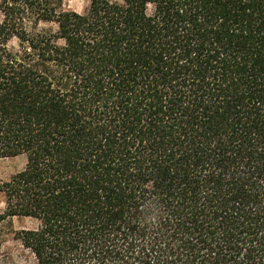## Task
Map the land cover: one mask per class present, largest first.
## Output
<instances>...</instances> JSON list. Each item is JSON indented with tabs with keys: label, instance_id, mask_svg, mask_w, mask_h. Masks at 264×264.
Segmentation results:
<instances>
[{
	"label": "trees",
	"instance_id": "1",
	"mask_svg": "<svg viewBox=\"0 0 264 264\" xmlns=\"http://www.w3.org/2000/svg\"><path fill=\"white\" fill-rule=\"evenodd\" d=\"M85 1L0 0L27 263L264 264V0Z\"/></svg>",
	"mask_w": 264,
	"mask_h": 264
},
{
	"label": "rangeland",
	"instance_id": "2",
	"mask_svg": "<svg viewBox=\"0 0 264 264\" xmlns=\"http://www.w3.org/2000/svg\"><path fill=\"white\" fill-rule=\"evenodd\" d=\"M61 5L64 10L82 14L88 8L89 3L85 0H61ZM48 27L53 28L52 25ZM10 46L15 47L16 43L12 42ZM25 168L24 156L0 159V183L10 180ZM3 209V197L0 194V213ZM36 227L37 224L34 221L25 218H12L0 222V264H28L22 249L14 239V233Z\"/></svg>",
	"mask_w": 264,
	"mask_h": 264
}]
</instances>
